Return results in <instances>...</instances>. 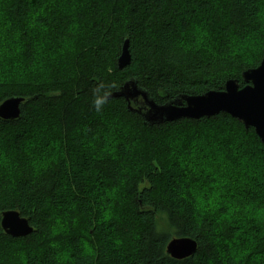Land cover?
I'll use <instances>...</instances> for the list:
<instances>
[{
	"label": "trees",
	"instance_id": "trees-1",
	"mask_svg": "<svg viewBox=\"0 0 264 264\" xmlns=\"http://www.w3.org/2000/svg\"><path fill=\"white\" fill-rule=\"evenodd\" d=\"M1 16L0 105L27 101L0 119V264H264V211L229 206L249 189L223 180L212 200L223 170L187 165L204 142L248 176L233 138L264 163L254 129L226 114L150 127L111 98L130 80L160 105L244 87L264 58V0H0ZM8 211L33 232L7 235ZM177 238L197 252L173 259Z\"/></svg>",
	"mask_w": 264,
	"mask_h": 264
},
{
	"label": "water",
	"instance_id": "water-1",
	"mask_svg": "<svg viewBox=\"0 0 264 264\" xmlns=\"http://www.w3.org/2000/svg\"><path fill=\"white\" fill-rule=\"evenodd\" d=\"M129 48V40H126L118 60L120 70L131 64ZM242 79L245 84L242 88L239 81L231 80L226 83L224 91H210L198 96L183 95L163 105L157 104L146 90L138 86L137 81L130 80L111 98L126 100L128 111L139 115L150 127L226 114L242 123L247 130L254 129L264 144V58L259 67L244 72ZM26 101L20 97L7 99L0 105V119L7 122L18 120L21 106ZM1 226L13 238L26 237L33 232L28 220L16 211L4 212ZM197 250L198 243L191 238L173 239L167 247V253L175 260L192 257Z\"/></svg>",
	"mask_w": 264,
	"mask_h": 264
},
{
	"label": "rangeland",
	"instance_id": "rangeland-1",
	"mask_svg": "<svg viewBox=\"0 0 264 264\" xmlns=\"http://www.w3.org/2000/svg\"><path fill=\"white\" fill-rule=\"evenodd\" d=\"M3 17H0V23L4 22ZM1 35V34H0ZM0 40V44H1ZM215 137V136H212ZM234 137V136H233ZM217 138V137H216ZM249 141V140H248ZM246 142L239 141L238 133L236 134L235 138H233V144H234V152L235 155L238 157L239 160H243L244 158H247L249 160V166L250 169H248V176H245V171L240 168H232L228 164V167L222 162V156L218 157L217 154H214L212 150L208 147V145L204 144V142H201L203 144H197V147H195L194 152L191 154V157L187 160V165L194 164L195 161L205 160L207 161L208 167H216L219 168L222 171V173L217 172V179L218 183H220V180H222L221 187L217 185L214 195H211V199L217 201L219 200V194L217 192V188L223 189L228 183H225L224 181H231V183H235L237 186H242L244 189H249L250 192L248 193H241L239 197H242V199H234L229 204L231 213L233 217H237L239 215L248 213L251 209L254 207L260 208V212L264 211L263 205L264 203H261V199L259 200L260 203L257 202V200H251L248 198V194L258 195L262 192H264V189H260L259 187L264 185V163L262 162L260 156L257 154L255 149L252 147L251 140ZM212 142V141H211ZM214 143L219 142V140H214ZM219 146V145H217ZM245 160V159H244ZM204 161V165H205ZM216 165V166H214ZM212 169V168H211ZM217 169V170H219ZM214 170V169H213ZM244 171V172H243ZM224 180V181H223ZM235 181V182H234ZM230 184V183H229ZM233 185V184H231ZM223 187V188H222ZM255 189V193L251 190ZM228 193V192H227ZM226 193V194H227ZM218 197V198H217ZM217 198V199H216ZM228 199V197H227Z\"/></svg>",
	"mask_w": 264,
	"mask_h": 264
}]
</instances>
